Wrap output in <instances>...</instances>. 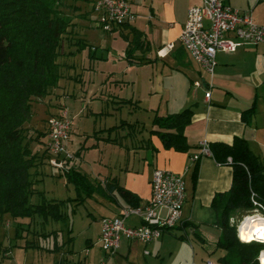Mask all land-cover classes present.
Listing matches in <instances>:
<instances>
[{
    "label": "crops",
    "instance_id": "obj_1",
    "mask_svg": "<svg viewBox=\"0 0 264 264\" xmlns=\"http://www.w3.org/2000/svg\"><path fill=\"white\" fill-rule=\"evenodd\" d=\"M201 1L130 0L135 19L112 26V31L129 29L133 34L132 40L129 34L127 36L131 45H128L130 63L126 70L133 67L152 69V80L149 79L150 84L146 85L148 94L139 91L135 80H120L126 84L134 83V90L128 98L111 91L101 93L100 97L93 94L104 107L93 113L100 116V123L98 129L94 127L92 136L105 145L131 152L134 161L120 176H105L102 183L114 178L120 186L139 197V205L145 206L151 196L154 169L182 174L185 180L186 198L181 221L175 228L165 231L159 239L148 244L121 239L113 255L124 257L129 264H139L142 257L144 264H156L158 259H163L159 264H199L196 251L200 248L196 249L192 240L198 241L203 248H215L221 229L216 225L219 212L213 202L222 199L219 206L223 205L222 196L230 190L232 183V166L219 164L210 156L192 162L190 158L198 152L201 141L209 145L215 142L231 144L235 137L243 138L250 151L264 164V41L256 45L245 44L232 53L218 52L213 75H206L178 42L188 9ZM225 3L241 11H250L253 21L264 26V0H225ZM168 43H174V47L165 56L158 55V50ZM207 90L209 97H205ZM124 105H131L134 109L127 115L133 120L119 118L118 124L113 123V120L116 122V110L120 111ZM62 107L68 109L71 120L68 144L73 119L84 112L81 109L71 111L66 105H59L57 111ZM139 107L148 109V126L142 125ZM184 108L192 110L190 122L184 128L188 148L184 151L165 148L158 136L149 133L152 120L156 113L169 115ZM250 109L251 112L244 116V112ZM127 126L132 132L121 133ZM82 146L75 155H80ZM70 166L80 169L73 160L69 161ZM103 195L113 202L110 215L103 217L117 216L122 208L128 206L116 191H106ZM140 223L138 216H130L126 220L127 225ZM100 229L101 225L97 244ZM177 230L183 233L178 234Z\"/></svg>",
    "mask_w": 264,
    "mask_h": 264
},
{
    "label": "trees",
    "instance_id": "obj_2",
    "mask_svg": "<svg viewBox=\"0 0 264 264\" xmlns=\"http://www.w3.org/2000/svg\"><path fill=\"white\" fill-rule=\"evenodd\" d=\"M64 7H67L64 0H0V226L5 215L14 220L27 218L29 223L36 217L45 222L64 221L66 203L77 200L46 199L43 192L35 187L41 180L38 178L39 165L49 164V153L45 147L48 118L43 130L35 127V136H27L25 126L33 115V99L53 95L64 77L58 58L65 54L64 41L74 25L63 12ZM77 40L76 44L82 41V45H87L84 39ZM251 110L245 111L244 116ZM191 116L190 108L169 115L156 113L149 133L158 136L165 148L187 150L184 128ZM33 143L37 145L34 150ZM210 149L215 161L232 166V183L230 190L222 196L223 205L219 206L222 199L213 202L219 212L216 225L221 229L214 249L226 251L221 259L226 264H259L257 257L264 243L240 241L230 218L251 210L252 191L264 205V164L240 137H235L231 144L212 143ZM58 176H64L67 182L73 183L77 192L84 191L90 195L95 191L101 194L116 191L127 205H139V197L120 186L114 178L104 184H95L75 166L68 167L64 174L60 172ZM36 194L40 202L32 203L30 198ZM17 226L15 237L24 230L29 231ZM40 234L46 236L50 233Z\"/></svg>",
    "mask_w": 264,
    "mask_h": 264
},
{
    "label": "rangeland",
    "instance_id": "obj_3",
    "mask_svg": "<svg viewBox=\"0 0 264 264\" xmlns=\"http://www.w3.org/2000/svg\"><path fill=\"white\" fill-rule=\"evenodd\" d=\"M64 3L67 7L62 10L74 23L72 31L67 33V39L64 41L65 54L58 58L64 77L60 79L59 87L54 90L53 95L33 99V115L25 125L26 134L35 136V127L43 130L45 120L49 114L57 111L59 105H66L71 111L81 109L84 114L73 119L68 149L75 155L76 150L84 145L80 149V155L73 159L75 165L79 166V170L92 182L95 181V184H104L103 177L120 176L125 167H130L134 161L131 152L105 145L100 139L92 136L94 127L98 129L100 123V116L93 113L104 107L102 101L93 97V94L100 97L101 93L111 91L123 97H130L134 83L126 84L120 80H135L139 91L148 94L146 85L150 84L149 79L152 80V69L133 67L126 70L127 64L130 63L128 45H131L127 36L129 34L132 40L133 34H130L129 29L122 32L112 31L113 28L109 31L103 30L93 0H64ZM68 4L73 6L69 7ZM78 38L84 39L87 45H82V41L76 44ZM71 51L74 54H70ZM71 95L77 97L73 98ZM147 108L139 107L138 113L144 122L142 125L146 126L149 125ZM130 110L134 112L131 105H124L120 111L116 110V122L113 120V123L118 124L119 118L132 119V116H127L131 114ZM130 129L127 126L121 133L132 132ZM36 147L33 143V150ZM39 172L38 178L41 180L35 187L43 192L46 199L77 200L66 203L63 208L66 214L64 221L45 222L36 217L29 223L27 218L14 220L5 215L0 226V264H129L124 257L105 254L96 242L100 218L110 215L113 202L97 191L90 195L84 191L77 192L74 184L67 182L64 176H58L59 170L49 164L39 165ZM39 199L36 194L30 201L36 203L40 202ZM243 215L241 213L235 216L234 220H241ZM16 224L29 231L24 230L20 236L15 237ZM41 232L50 234L44 236ZM176 233L182 234L183 231L177 230ZM192 245L196 249L200 248V251H196L199 264H205L206 260H212L214 264H226L221 260L226 255L225 250L211 246L203 248L198 241L193 240ZM260 252H264V247ZM138 261L139 264H144L143 257ZM162 261L163 259H158L156 264Z\"/></svg>",
    "mask_w": 264,
    "mask_h": 264
},
{
    "label": "built area",
    "instance_id": "obj_4",
    "mask_svg": "<svg viewBox=\"0 0 264 264\" xmlns=\"http://www.w3.org/2000/svg\"><path fill=\"white\" fill-rule=\"evenodd\" d=\"M94 9L99 12V22L103 30L109 31L112 26L130 23L135 19L131 11L130 0H95ZM264 41V26L253 21L250 11H241L225 3V0H202L200 4L188 9L185 22L178 36V42L208 76H212L216 65L218 52L232 53L245 44L256 45ZM174 47L168 43L158 55L165 56ZM198 84V83H197ZM210 92H205L209 97ZM71 121L66 107L48 117L45 147L49 153V165L62 174L68 168L66 162L75 158L68 149V134ZM203 156L213 157L210 145L206 141L199 143L198 152L191 156L196 162ZM230 162L231 158L228 157ZM185 180L182 174L156 168L151 178V196L145 206H126L121 213L114 217H103L100 220L98 244L107 255L116 253L122 238L136 240L148 244L170 229L175 228L181 221L182 208L185 202ZM251 210L247 211L241 220L230 218V223L236 227L237 237H241V227L245 222L264 220V205L257 200L256 194L250 193ZM162 210L165 213L162 214ZM130 216H138L141 223L127 225ZM253 240L261 241L254 238ZM260 252L258 262L260 264ZM205 264H214L207 260Z\"/></svg>",
    "mask_w": 264,
    "mask_h": 264
},
{
    "label": "bare ground",
    "instance_id": "obj_5",
    "mask_svg": "<svg viewBox=\"0 0 264 264\" xmlns=\"http://www.w3.org/2000/svg\"><path fill=\"white\" fill-rule=\"evenodd\" d=\"M262 227H264V220H256V218H253L252 221L248 220L241 227V232H240L241 237L244 240L249 241L248 240L249 237H257L258 236ZM253 239H251V240H253ZM260 264H261V259H260Z\"/></svg>",
    "mask_w": 264,
    "mask_h": 264
},
{
    "label": "clouds",
    "instance_id": "obj_6",
    "mask_svg": "<svg viewBox=\"0 0 264 264\" xmlns=\"http://www.w3.org/2000/svg\"><path fill=\"white\" fill-rule=\"evenodd\" d=\"M253 238H258L261 241H264V227L261 228L257 237H249L248 240L250 241ZM260 259H261V264H264V254L261 255Z\"/></svg>",
    "mask_w": 264,
    "mask_h": 264
}]
</instances>
